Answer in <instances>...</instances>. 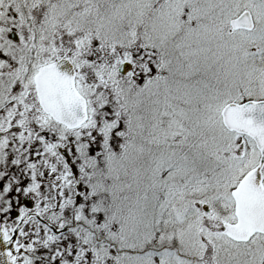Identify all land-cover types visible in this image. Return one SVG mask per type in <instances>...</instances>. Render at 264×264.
<instances>
[{"label": "snow or ice", "instance_id": "6c2138e0", "mask_svg": "<svg viewBox=\"0 0 264 264\" xmlns=\"http://www.w3.org/2000/svg\"><path fill=\"white\" fill-rule=\"evenodd\" d=\"M0 264H264V0H0Z\"/></svg>", "mask_w": 264, "mask_h": 264}]
</instances>
